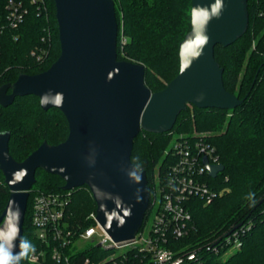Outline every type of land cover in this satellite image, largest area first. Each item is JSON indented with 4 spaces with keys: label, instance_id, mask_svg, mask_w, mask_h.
I'll return each mask as SVG.
<instances>
[{
    "label": "trees",
    "instance_id": "trees-1",
    "mask_svg": "<svg viewBox=\"0 0 264 264\" xmlns=\"http://www.w3.org/2000/svg\"><path fill=\"white\" fill-rule=\"evenodd\" d=\"M46 11L31 4L25 20L13 31L18 36H6L0 56V85L14 82L19 74H34L48 68L60 54V40L54 0H45ZM119 24L118 57L140 62L146 67L145 82L154 91L166 86L179 72V42L191 27V0H115ZM249 26L246 33L228 46L217 44L215 58L224 68L223 80L227 90L244 98L234 109L200 108L188 105L177 117L173 128L164 133L142 130L134 140L132 161L147 172L151 192L150 207L143 224L147 222L156 196V176L165 178L171 163L173 143L181 136L205 139L225 165L212 180L211 186L223 190L211 202L200 197L190 199L193 225L182 238L173 239L175 248L201 249V264H264V0H248ZM51 32L45 43L49 48L47 62L37 63L31 49L42 44V38ZM126 40L123 41L122 37ZM119 59V58H118ZM242 73V75H241ZM192 106V108L190 107ZM33 114L39 122L35 134L22 122ZM10 130L9 151L18 161L25 159L44 140L51 144L66 139L69 126L60 109H43L34 94L16 97L8 107L0 105V131ZM173 131L183 135H171ZM196 131H212L211 134ZM39 138L28 150L32 135ZM37 139V138H36ZM174 139V140H173ZM36 182L30 191L24 219L23 238L45 249L40 263H31L28 257L20 264H67L52 258L51 245L43 243L32 225V199L38 193H63L70 197L66 220L77 235L95 224L91 213L96 202L87 185L65 190V181L43 168L36 170ZM10 195V188L0 170V215ZM254 201V202H253ZM237 231L242 244L229 249L226 236ZM115 257H111V255ZM75 256V255H74ZM86 257L103 264H149L138 248L127 246L122 253L115 248L98 245L80 249L79 264Z\"/></svg>",
    "mask_w": 264,
    "mask_h": 264
},
{
    "label": "water",
    "instance_id": "water-1",
    "mask_svg": "<svg viewBox=\"0 0 264 264\" xmlns=\"http://www.w3.org/2000/svg\"><path fill=\"white\" fill-rule=\"evenodd\" d=\"M54 1L59 56L41 72L21 73L14 82L0 85L3 107L12 105L18 96L34 94L43 109H60L69 126L65 140L56 144L44 140L21 161L9 151L11 131H0V170L10 188L0 215V231L19 228L14 254L20 251L38 168L59 175L65 190L87 185L96 202V220L115 244L125 245L134 240L151 202L147 172L131 158L135 137L142 130H171L189 104L234 109L244 101L226 89L215 46H228L246 33L248 0H222L219 17L206 24L208 43L195 58L193 53L199 47L195 38L204 18H193L192 10L201 7L210 12L215 0H191V27L179 42V72L157 91L145 82L144 64L118 59L115 0ZM57 94H62L60 105L54 102ZM46 95L48 99L42 103ZM204 160L212 176L225 168L223 163L210 164L207 157ZM136 176H141L139 182ZM17 206L18 217L14 214Z\"/></svg>",
    "mask_w": 264,
    "mask_h": 264
},
{
    "label": "built area",
    "instance_id": "built-area-1",
    "mask_svg": "<svg viewBox=\"0 0 264 264\" xmlns=\"http://www.w3.org/2000/svg\"><path fill=\"white\" fill-rule=\"evenodd\" d=\"M32 3L40 10L47 9L45 0H0V56L6 36L18 38L13 31L25 20ZM50 37L51 32L42 38V44H37L31 49V56L37 63L45 61L49 51L45 43ZM205 157L210 164L221 163L214 146L203 137L181 136L173 143L171 163L166 169L165 178H161V175H157L156 178V196L153 199L154 219L151 224L147 222L142 224L130 243L121 246L115 244L96 220V212L90 214L95 224L75 235L66 220L70 197L63 193L51 192L38 193L32 199V225L36 236L43 243L51 245L52 258L58 263L79 264L76 258L80 250L78 242L87 239L95 241L98 233L95 225H98L104 231L105 237L97 245L104 249L134 245L144 256H148L149 264H201L203 247L190 250L175 248L173 239L182 238L191 230L193 216L190 199L192 197H200L205 203H209L223 191L211 186L216 176L211 175ZM107 239L110 240L107 242ZM241 244L237 231L226 236V245L229 249L240 247ZM44 255L45 249L35 250L34 253L29 254L28 260L40 263ZM114 255L116 254L111 257H115ZM103 262H96L86 257L81 264H103Z\"/></svg>",
    "mask_w": 264,
    "mask_h": 264
},
{
    "label": "clouds",
    "instance_id": "clouds-1",
    "mask_svg": "<svg viewBox=\"0 0 264 264\" xmlns=\"http://www.w3.org/2000/svg\"><path fill=\"white\" fill-rule=\"evenodd\" d=\"M223 7L222 0H215V4L211 6V11L207 8L197 7L192 10L193 18L200 16L204 18V26L201 28L200 34L195 38V44L198 47L197 51L193 53V57H198L203 53L204 46L208 43L209 37L205 34L206 24L209 19L212 17H219L221 9ZM191 46V45H190ZM190 63V61H189ZM48 99L47 95L44 99H42V103H45ZM197 99H202V97H198ZM56 105H60L62 102V94H57L54 99ZM138 168L140 165H136ZM136 180L139 182L141 180V176H136ZM254 202V201H253ZM17 217L19 215V207H16V211L14 213ZM19 234L18 227H12L9 231H0V264H20L22 259H25L29 256L30 253L35 252V246L32 245L29 241L24 238H20L18 253L13 252L14 241L17 239Z\"/></svg>",
    "mask_w": 264,
    "mask_h": 264
},
{
    "label": "rangeland",
    "instance_id": "rangeland-1",
    "mask_svg": "<svg viewBox=\"0 0 264 264\" xmlns=\"http://www.w3.org/2000/svg\"><path fill=\"white\" fill-rule=\"evenodd\" d=\"M122 40L123 41H125L126 40V38H125V36H123L122 37ZM119 59H123L122 57H118ZM125 60H128V59H125ZM47 62V58L45 59V61L44 62H42L41 64H44V63H46ZM135 62V61H134ZM241 75H242V73H241ZM168 82H166V84H167ZM151 89H152V91H154V89L151 87ZM189 105H191V104H189ZM191 108H192V106H190ZM22 122L24 123V125H26V126H28V127H30V128H27V129H30L34 134H35V132H37L36 130H37V127H38V124H39V122L38 121H36L35 119H34V115L33 114H30V115H28V116H26V117H24L23 118V120H22ZM211 132L212 131H201V132H198V131H196V133H204V134H211ZM183 135V134H186V133H184V132H177V131H173L172 132V134L171 135H173V136H175V135ZM68 135V134H67ZM178 135V136H179ZM36 136V138L34 137V135H32V137H31V139H30V141L28 142V145H24V146H21L20 147V149H22V151L23 152H26L27 150H28V148H27V146L30 148L35 142H39V141H37L38 140V138H39V136H40V134H36L35 135ZM174 140V139H173ZM158 176H156L155 178H157ZM153 219H154V209H151V211H150V213H149V216H148V219H147V224H151L152 223V221H153ZM95 228H96V230L98 231V233L96 234V240L95 241H93V240H90V239H87V240H80L79 242H78V244H79V249H86V248H89V247H91V246H95V245H97V243L99 242V241H101L104 237H105V233H104V231L102 230V229H100V227L98 226V225H95ZM107 238V237H106ZM110 239H107V242L109 241ZM126 249V246H122V247H118V248H116L115 249V252L118 254V253H122L124 250ZM31 262V261H30ZM31 263H33V262H31Z\"/></svg>",
    "mask_w": 264,
    "mask_h": 264
},
{
    "label": "snow or ice",
    "instance_id": "snow-or-ice-1",
    "mask_svg": "<svg viewBox=\"0 0 264 264\" xmlns=\"http://www.w3.org/2000/svg\"><path fill=\"white\" fill-rule=\"evenodd\" d=\"M191 46H189V50H190Z\"/></svg>",
    "mask_w": 264,
    "mask_h": 264
}]
</instances>
